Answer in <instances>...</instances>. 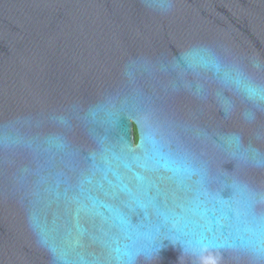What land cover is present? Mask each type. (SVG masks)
Instances as JSON below:
<instances>
[{
    "label": "water",
    "instance_id": "1",
    "mask_svg": "<svg viewBox=\"0 0 264 264\" xmlns=\"http://www.w3.org/2000/svg\"><path fill=\"white\" fill-rule=\"evenodd\" d=\"M0 264H264V0H0Z\"/></svg>",
    "mask_w": 264,
    "mask_h": 264
},
{
    "label": "flooded vegetation",
    "instance_id": "2",
    "mask_svg": "<svg viewBox=\"0 0 264 264\" xmlns=\"http://www.w3.org/2000/svg\"><path fill=\"white\" fill-rule=\"evenodd\" d=\"M134 140L136 141L137 140V134H136V130L134 128Z\"/></svg>",
    "mask_w": 264,
    "mask_h": 264
}]
</instances>
